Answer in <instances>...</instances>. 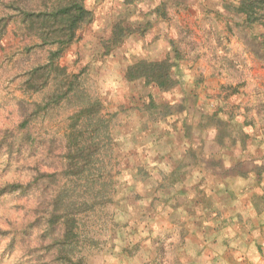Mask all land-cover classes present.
Wrapping results in <instances>:
<instances>
[{"label":"rangeland","instance_id":"374dc122","mask_svg":"<svg viewBox=\"0 0 264 264\" xmlns=\"http://www.w3.org/2000/svg\"><path fill=\"white\" fill-rule=\"evenodd\" d=\"M159 1L166 4L165 19L150 13ZM235 2L143 0L125 5L123 0H86L89 9L94 12V22L80 33L79 40L68 48L60 64L67 66L70 72L81 73L80 81L84 89L102 103V115L107 121L111 142L100 157L103 171H109L110 175L100 173L101 179H96L94 185H88L90 193L85 198L83 182L77 180L71 186L64 177H59L55 186L69 189L70 196L74 197L72 201L79 197L80 200H89V203L95 202L80 218L81 234L86 237L82 249L88 264H106V255L116 256L118 264L185 262L178 249V235L168 227L169 220L165 215L155 219L151 214L155 211L152 203L161 199L155 196L160 190L163 194L165 189L162 188L168 185L166 180H162V176L168 178L165 170L168 164L162 167L163 172L154 167L155 160L169 161L168 140L161 137L151 142L153 132L159 131L162 135L164 129H167L166 133L173 131L169 123H155L166 112L164 106L172 114L186 113L183 117L190 126L197 123L195 115L199 109L189 107L184 113V107L188 106L184 102H190L187 98L189 94L207 103L209 107L203 109L206 112L223 103L225 109L220 116L224 124L218 132L234 141L242 133L247 134L252 138L251 145L261 141L264 145V49L256 40L259 29L246 28L242 24V17L232 8ZM36 7L42 8L39 4ZM118 20H123L127 26L140 27L145 33L130 37L102 59L100 42L109 36L112 25ZM21 29L22 26L12 21L0 47V114L8 112L7 117L0 119V180L12 171L14 164H20L25 159L42 156V167L50 164L53 159L45 156L43 149L46 146L31 141L44 139L47 145L51 137L62 140L68 124L67 117L72 111L70 105L56 108L47 116L39 117L28 128L20 126L23 121L21 108L26 102L42 98L41 94L31 97L24 91V73L33 64L44 63L46 59L43 51L25 50L24 47L31 41L22 36ZM174 53L180 57L176 74L181 79L182 91L161 95L155 88L145 87L140 82L124 81L123 71L128 65L143 59L162 60ZM113 76L119 80L120 87L104 90L101 86L103 81ZM13 115L19 116L20 122L5 126ZM208 136L205 137L206 154L199 156L202 167L210 171L216 169L220 175L228 170L233 173V166L229 168L225 165H229L232 152L239 150L236 143L221 153L223 148L212 135ZM195 138L192 136L189 139L193 141L192 149L197 150L199 143L203 142L195 141ZM255 150L254 154L264 153L262 147ZM5 156L7 160L3 159ZM237 157L242 162V157ZM255 157L257 155L252 154V158ZM246 158L248 161L251 159L250 155ZM169 163L172 164L171 161ZM61 165L60 160L56 161L54 169L60 170ZM252 166L254 164L248 162L240 169ZM30 168L21 166L15 171L17 174L31 172ZM45 185L40 183L41 196L49 194L48 188L44 191ZM32 194L34 192L29 190L17 195L16 199ZM3 202L4 198H0V204ZM13 210L23 211L20 207ZM32 214L36 219L19 228L13 222L0 218V222L9 225L7 230L0 228V264H44L46 261L44 256L39 263L35 258L41 248L47 247L49 238L42 234L45 228L43 218L35 211ZM34 237L40 246L30 248L28 245ZM17 251H21L22 255L13 260ZM258 256L262 259V253Z\"/></svg>","mask_w":264,"mask_h":264},{"label":"trees","instance_id":"16d2710c","mask_svg":"<svg viewBox=\"0 0 264 264\" xmlns=\"http://www.w3.org/2000/svg\"><path fill=\"white\" fill-rule=\"evenodd\" d=\"M137 1L143 0H123V3L132 5ZM38 4L42 8H37ZM232 6L235 13L242 17V24L246 28L256 27L259 29L256 40L264 49V0H236ZM165 7V2L159 1L150 13L165 19ZM94 18V12L87 6L86 0H0V47L2 38L13 21L22 26V36L31 41L24 47L25 50L46 53L44 63L33 64L24 73L22 82L24 91L31 97L41 94L42 98L40 101L26 102V105L21 108L23 121L20 126L26 129L39 117L47 116L51 110L56 108L70 105L72 110L67 117L68 124L62 140L51 137L47 145L44 144L47 142L44 139L31 141L33 144L46 146L43 149L45 156L48 155L53 159L50 164H45L42 167V156L41 159H37L35 166L30 168L31 172H35L36 175L33 181L26 186L19 183L0 184V198L16 193L24 194L29 190L41 193L42 189L39 187L41 182L46 184L44 191L47 188L49 190L47 196L42 195L40 208L35 211L43 218L45 228L42 234L49 238L47 247L44 249L40 247L41 252L35 255V258H38L37 263L44 256L48 260V264H88L82 249L86 237L81 234L82 219L80 218L85 211L93 207L95 202L89 203V200H80L79 197L72 201L71 198L74 197L70 196L69 189L56 188L55 185H57L59 177H64L71 186L77 180L83 182L85 183L82 185L85 187L83 193L85 198L90 193L88 185H94L96 179L100 180L102 176L100 173L104 172V174L110 175L109 171H103V161L100 157L105 150L107 151L111 142L108 124L102 115V103L90 96L84 89L80 81L81 73L70 72L67 66L60 64V59L68 48L79 40L80 33L94 22ZM144 33V29L127 26L123 20H118L112 25L109 36L100 42V57L102 59L108 57L130 37L144 35ZM179 61L180 57L177 53H174L173 56L168 54L162 60L143 59L128 65L123 71V79L127 83L140 82L145 87H153L161 95L182 91L181 79L176 74ZM188 96L190 102H184L188 105L184 107V113L188 111L189 107L199 109L198 114L195 115L198 118L197 123H193L190 127L186 123L187 119L183 117L186 113L172 114L166 106L163 107L166 112L155 123L167 125L172 121L173 116L181 117L182 124L178 129L182 135L185 134V137L196 136L195 141L202 142L203 136L212 135L214 141L223 149L231 148V144L236 143L239 150L232 152L229 157V165L233 166L234 171L248 162L252 163L254 164L252 170L257 177L259 172L264 170V153H258L257 157L252 158V153L248 148L249 146L254 149L264 148L262 141L260 140L259 144L253 146L250 143L252 138L247 134L242 133L236 141L225 137L226 135H222V132H218L219 127L224 124L221 122L220 116L221 112L224 113V104L221 103L220 107L217 106L213 111L206 112L203 109L209 106L205 101H199L200 99L196 95L189 94ZM150 100H152L151 97ZM172 125L174 129L177 127L174 121ZM248 125L250 126V124ZM164 130L167 132V129ZM190 143L192 144L193 141ZM237 155L242 157V162ZM247 155H250L249 161L246 160ZM199 156H202L201 152L197 153L190 149L189 165L197 166L199 164L201 166L202 161ZM58 160L62 162L60 170L54 169V163ZM41 169L49 171L42 172ZM186 172L187 170L183 171V173ZM228 172L231 170L226 173ZM179 174L182 173L170 175V179L162 176V180H166L168 184L171 179L179 181L181 178L178 176ZM163 204L165 205L166 201L163 200ZM180 224L183 223L180 222ZM178 238L180 241L178 249H181L186 243L183 239L184 235H179ZM49 257H51L50 260Z\"/></svg>","mask_w":264,"mask_h":264},{"label":"crops","instance_id":"0c3cea01","mask_svg":"<svg viewBox=\"0 0 264 264\" xmlns=\"http://www.w3.org/2000/svg\"><path fill=\"white\" fill-rule=\"evenodd\" d=\"M173 121L177 124L175 129ZM169 124L172 133L153 132L151 142L166 137L170 151L169 161L155 160L154 167L163 172L162 167L168 164V178L187 172L178 175L179 181L171 179L163 194L160 190L155 198L163 199L154 200L155 211L151 214L155 219L165 215L173 234L184 235L186 245L179 249L185 259L182 264H264V170L255 177L253 167L220 175L216 169L191 166L188 156L193 144L178 129L182 118L175 117ZM205 139L203 136V143L192 150L206 154ZM248 150L253 155L260 153L254 154L256 150L250 146ZM261 253L262 259L258 256Z\"/></svg>","mask_w":264,"mask_h":264},{"label":"clouds","instance_id":"9594fccd","mask_svg":"<svg viewBox=\"0 0 264 264\" xmlns=\"http://www.w3.org/2000/svg\"><path fill=\"white\" fill-rule=\"evenodd\" d=\"M161 45L164 44L163 40H161ZM104 90H115L120 87L119 80L116 77H109L105 81H103L101 85ZM8 116V112H4L0 114V119H3L4 117ZM20 117L17 115H13L11 117V120L5 123V126H11L14 124H18L20 122ZM4 160H7V156L3 158ZM37 159H25L20 162V164H14L12 171H10L6 176L3 177L2 180H0V183L8 184V183H19L21 185H28L33 181V178L35 177V172H23L21 174H17L15 169L21 166H30L34 167ZM42 172H48V169H41ZM18 193L9 195L4 197L3 204H0V218H3L5 221H11L13 222L14 226L19 228L22 224L29 223L36 219V216L32 213L40 208L41 202L43 197L41 196L40 192H36L32 195H30L27 198L24 199H16V196ZM49 198H51L49 196ZM16 207H20L23 209V211L16 212L13 209ZM25 213H28L27 216H25ZM0 228H3L7 230L9 228L8 223L0 222ZM40 246V243L38 240L33 238L32 242L28 245L30 248H37ZM115 251H119V249H116ZM22 255L21 251H17L16 256L13 257V260L18 259ZM49 260L51 257L48 258ZM104 261H106V264H118V260L116 256L114 255H106L104 256ZM44 264H48V260L44 262Z\"/></svg>","mask_w":264,"mask_h":264}]
</instances>
